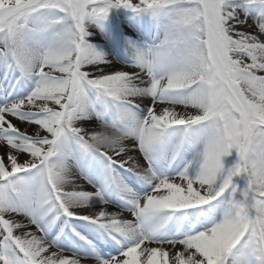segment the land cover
I'll return each mask as SVG.
<instances>
[{"label":"snow or ice","instance_id":"snow-or-ice-1","mask_svg":"<svg viewBox=\"0 0 264 264\" xmlns=\"http://www.w3.org/2000/svg\"><path fill=\"white\" fill-rule=\"evenodd\" d=\"M0 264H264V0H0Z\"/></svg>","mask_w":264,"mask_h":264}]
</instances>
